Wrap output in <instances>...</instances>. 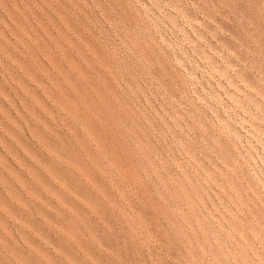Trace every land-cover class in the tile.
<instances>
[{
  "label": "rangeland",
  "instance_id": "obj_1",
  "mask_svg": "<svg viewBox=\"0 0 264 264\" xmlns=\"http://www.w3.org/2000/svg\"><path fill=\"white\" fill-rule=\"evenodd\" d=\"M0 264H264V0H0Z\"/></svg>",
  "mask_w": 264,
  "mask_h": 264
}]
</instances>
